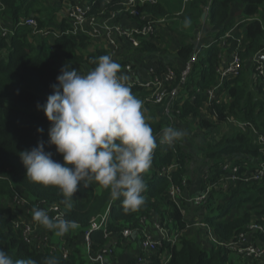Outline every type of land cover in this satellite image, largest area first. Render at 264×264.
Wrapping results in <instances>:
<instances>
[{"label": "trees", "instance_id": "trees-1", "mask_svg": "<svg viewBox=\"0 0 264 264\" xmlns=\"http://www.w3.org/2000/svg\"><path fill=\"white\" fill-rule=\"evenodd\" d=\"M1 1L5 9L0 15L5 22L11 21L15 25L22 17L34 15L40 27H68L67 17L48 12L52 7L55 12L63 8L65 0H50L47 4L43 0ZM101 3L96 1L95 10ZM200 3L206 4L207 0H194V13L186 16L200 18ZM143 8L157 17L169 13L162 3L145 4ZM208 21L214 27L215 37L212 46L200 54L194 65L188 82L189 92L194 91L193 87L205 90L218 83L219 71L223 68L220 57L223 53L227 60L229 54L237 51L244 61L243 69L240 75L225 80L222 90H227L229 99L224 98L220 102L213 100L208 108L210 115L205 112L204 105L208 99L205 94H199L194 101L184 100L181 120L190 119L186 123L188 126L193 127V123L199 125L200 130L204 129L200 133L203 137L194 146H187L183 139L173 146L157 141L151 167L142 174L147 184L142 194L145 203L136 211H125L121 197L113 205L110 229L121 238L114 248V258L120 264H135L138 257L148 259V264H264V258L251 260L236 256L227 247L214 241L210 242L209 247L207 244L204 247L201 238L202 234L207 235V226L219 240L229 242L246 231L248 224L254 221L264 224V180L248 184L238 181L229 190H213L202 206L187 203L184 198L177 202L168 195L173 183L183 191L190 187L183 183L185 177L189 178L191 187L197 184V189L189 195L198 193L199 187L205 185L202 173L209 169L208 181L217 180L224 172L223 164L228 160L236 164H243L242 159L245 158L247 164H251L254 159L264 160V153L255 142L252 131L245 126L232 129L221 138L214 137L222 126L235 124L230 118L251 121L264 132V87L253 79L256 72L254 57L264 52V0H212ZM233 27V37L228 40V46L219 45L217 41ZM40 36L32 27H19L10 40L0 37V98L3 97L5 102L4 105L0 103V249L13 259L31 258L37 264H43L45 258L52 257V254L35 250L15 230L13 218L17 210L11 209L8 203L15 191L32 200L46 199L64 207L61 203L63 197L55 186H43L26 178V168L19 152L31 149L39 140L48 139L50 122L44 112L37 108V104H44L52 93L51 85L58 83L56 77L62 66L68 64L71 69L83 74L95 67L91 62L94 58L107 55L106 49L93 48L92 40L84 34L69 32L59 36ZM194 48L195 40L177 50L182 65ZM139 50L160 56L162 48L144 41ZM131 90L143 102L146 91L137 86L131 87ZM149 107L151 117L146 122L151 125L155 136L170 124V120L159 114L160 107ZM213 111L217 113L216 117L212 115ZM158 114L160 117H157ZM38 128H43V133H39ZM45 150L53 152V158L63 162L62 155L55 152L54 145L46 144ZM176 161L179 166L171 172V178L160 175L164 166ZM110 200L109 190L98 183L94 182L88 188L78 186L73 207L70 210L64 207L66 217L80 223L83 228L88 227L92 217L103 213ZM143 218L158 221L171 229H180L182 235L177 242L163 240L155 252L144 249L141 231ZM199 222L207 226H199ZM125 228H132L136 232L130 237H123ZM257 233L252 238L264 243V233ZM93 239L101 246L106 243L103 231L95 232ZM77 251L80 252L81 248L78 247ZM56 258L59 264H90L85 258L74 255L69 260Z\"/></svg>", "mask_w": 264, "mask_h": 264}, {"label": "built area", "instance_id": "built-area-1", "mask_svg": "<svg viewBox=\"0 0 264 264\" xmlns=\"http://www.w3.org/2000/svg\"><path fill=\"white\" fill-rule=\"evenodd\" d=\"M96 1H102L97 10H95ZM191 1L184 0L185 3ZM156 2L157 0H65L62 16L68 18L67 28L63 29L59 26L57 29L52 26L40 27L39 21L34 15L22 17L15 25L12 23L6 24L0 15V37L10 40L19 27H32L34 32L39 33L42 38L50 34L59 36L69 32L86 35L92 40L93 48L106 49L107 55L112 56L121 65V73L128 76L127 83L130 87L137 86L146 91L147 95L143 100L144 112H151L149 106L160 107L161 112L159 114L168 117L170 120L168 126L174 127L180 122L184 100L194 101L199 94H205L208 98L207 103H205V112L208 114L210 111L208 109L209 105L212 104L213 100L216 99L217 102H220L224 99V95L227 97V90H222L224 82L229 77L240 75L244 61L237 51L229 54L227 60L223 53L220 56L223 68L219 71L218 83L205 90L200 87H193L194 91L190 93L188 82L194 65L199 60L200 54L212 46L213 40L206 42L204 33L200 30L195 36V48L182 67L161 61L159 56L144 57V53L139 48L142 47L145 40L158 34L161 26L167 23L168 17H156L149 11L144 10L143 6L145 4L153 5ZM4 9L5 5L0 0V14ZM128 21L132 22L127 23ZM235 27L228 30L217 41L219 45L228 46V40L233 37ZM132 49L135 50L133 53H131ZM259 53L253 60L256 66L253 79L256 84L264 87V59L258 57ZM159 114L157 117H160ZM213 114H215V117L217 116L215 111L212 112ZM230 121H234L238 127L245 126L249 128L253 133L255 142L260 147V151L264 153V132L260 131L251 121H240L233 118H230ZM162 134L161 130L155 135L157 141H160ZM216 135L217 133L214 134L215 138ZM154 153L155 149L153 155ZM242 162L244 163L236 164L232 160L226 161L222 166L224 172L217 180L208 181L209 169H206L202 173L205 185L199 187L198 193L194 195L190 196L189 193L197 189V184L191 187L188 177L183 179V183L189 185L191 189L189 187L186 191H183L173 183L170 186L168 195L177 202L180 201V198H184L187 203L202 206L213 190H229L232 186H236L238 181L248 184L264 180V160L254 159L251 164H247L245 158L242 159ZM178 166L177 161L164 166L160 175H167L171 178V172ZM242 168H246V170L242 171ZM116 202L117 200L113 201L111 199L103 213L92 217L88 227L83 228L80 223L76 222L78 227L75 230H70L63 237H57L53 231L38 225L33 221L31 214L32 207L38 206L47 210L50 216L62 215L63 218L67 219L66 211L60 204L46 199L32 200L15 191L8 205L11 209L17 210L14 211L16 216L13 218L15 230L21 233L23 239L35 250L50 253L54 257L58 256L65 260H69L74 255L78 258H85L90 264H120L114 258V248L119 244L121 238L118 233L110 229L112 207ZM151 220L148 218L141 220L143 224L141 231L144 236L142 246L144 249L155 252L158 246L163 243V240L177 242L182 235L180 229H171L158 221ZM199 226L207 225L199 222ZM207 227V239L209 238L211 241L227 247L230 253L251 260L264 258V243L252 238L254 233H264V224L258 221L248 224L246 231L229 242L219 240L211 232V228ZM152 228L154 231L151 230ZM98 231L104 232L106 243L103 246L99 243L96 244L93 239V234ZM135 232L132 228H125L122 234L123 237H130ZM96 245L99 247L96 248ZM78 247L81 248L80 252L77 251ZM148 262V259L138 257L135 264H148Z\"/></svg>", "mask_w": 264, "mask_h": 264}, {"label": "clouds", "instance_id": "clouds-1", "mask_svg": "<svg viewBox=\"0 0 264 264\" xmlns=\"http://www.w3.org/2000/svg\"><path fill=\"white\" fill-rule=\"evenodd\" d=\"M183 24L188 28L192 21L185 18ZM91 62L95 67L83 74L68 64L62 66L56 77L58 83L51 85L52 93L44 104H37L50 122L48 139L20 151L19 156L26 178L58 188L63 197L61 203L68 210L73 207L78 186L88 188L95 182L109 190L113 201L122 197L125 211H136L145 203L142 193L147 184L142 174L151 167L157 137L146 122L143 102L132 93L128 76L121 73V65L110 55H101ZM37 131L43 133L44 129ZM162 133L159 142L168 146L186 135L173 126L163 128ZM46 144L55 146L63 162L45 150ZM31 214L34 222L57 237L78 227L75 221L62 215L50 216L38 206L32 207ZM0 264L37 261L13 259L0 249ZM43 264H59V260L47 257Z\"/></svg>", "mask_w": 264, "mask_h": 264}, {"label": "crops", "instance_id": "crops-1", "mask_svg": "<svg viewBox=\"0 0 264 264\" xmlns=\"http://www.w3.org/2000/svg\"><path fill=\"white\" fill-rule=\"evenodd\" d=\"M194 0H192L191 2H189V3H185L184 2V0H157V2L155 3V4H157V3H162L163 4V6H165V8L168 10V15H170L171 13H172V9H174L175 10V12L176 13H178V14H182V15H185L186 16V14H189V13H191V12H193L194 13V6H193V4H192V2H193ZM212 2V0H207V3L206 4H204V3H200V6H201V8H202V14H201V20H199V22L198 23H196V26H195V29H194V31L192 32V36H191V38H188V41L186 42V43H184V44H182L180 47H182L183 45H185V44H187V43H189V42H191V41H194L195 40V38H194V36L201 30V31H204V40L206 41V42H209V41H211V40H213V38L215 37V35H213V36H211L210 35V33H213V31H214V27L213 26H210L209 25V21H208V13H209V8H210V3ZM185 6V7H184ZM188 7H191L192 9L190 10V11H187V9H188ZM177 8V9H176ZM204 12H206L207 14H206V16H205V18H203V13ZM168 15L167 16H165V17H168ZM172 15V14H171ZM155 16V15H154ZM157 17V16H156ZM194 17H196L195 15H194ZM168 19V18H167ZM132 21H128L127 23H131ZM167 26V23L166 24H164V25H162L161 26V28H160V30H159V32H158V34H156V35H154V36H151L150 37V39H148V40H145V41H149V42H151V43H154V44H156V45H158L159 47H161L162 48V51H161V53H160V60L161 61H167V62H173V63H176L175 65H177V66H180V67H182L181 65H182V63H183V61H181V60H179L178 59V56L176 55H174L173 53L171 54V53H169V51L168 50H165V43H164V41L161 39V33H162V29H163V27H166ZM164 30H166V32H168L169 30H171V28L169 27V25H168V29H166V28H164ZM173 34L174 35V33L173 32H170L169 34ZM182 36H180L179 38H178V36H177V38H178V40H182V42H184V40H183V38L185 37V35H183V34H181ZM101 44V43H100ZM180 47H172L173 49L172 50H175L176 48H177V50L180 48ZM135 50L134 49H132V52L131 53H133ZM140 51H142V50H140ZM143 53H144V57H149V56H157V55H154L153 53H149V52H147V51H142ZM171 52V51H170ZM142 53V54H143ZM176 53H177V51H176ZM224 98H227L226 97V95H224ZM229 99V98H228ZM205 106V105H204ZM202 110L204 111V108H202ZM143 112H144V110H143ZM144 114H146V116H147V119H150V117H151V112L150 113H147V112H144ZM146 119V120H147ZM188 121H190V119H187ZM188 121H184V120H181L180 119V122L179 123H177L174 127H176V128H178V129H181V130H183L185 133H187L189 136H191V135H193V134H195L194 136H196L198 133L197 132H204V129H202V130H198V129H196V130H190V129H188V131H187V129H186V123L188 122ZM183 138H185V140L187 139V140H195L196 138H193L192 137V139L191 138H189V137H187L186 135H185V137H183ZM198 139L200 140L201 138L200 137H198ZM201 175V174H200ZM209 242H211V240L208 238L207 239Z\"/></svg>", "mask_w": 264, "mask_h": 264}, {"label": "rangeland", "instance_id": "rangeland-1", "mask_svg": "<svg viewBox=\"0 0 264 264\" xmlns=\"http://www.w3.org/2000/svg\"><path fill=\"white\" fill-rule=\"evenodd\" d=\"M50 0H43V2H45L46 4L49 2ZM185 7V6H184ZM177 9V8H176ZM192 8L191 7H188V9H187V11H190ZM172 11V15L170 14V15H168V19H167V26L166 27H163V29H162V33H161V39L164 41V43H165V50H168L169 51V53H173L175 56L177 55V53H176V51H177V48L175 49V50H172L173 48L172 47H180L182 44H184V43H186L187 41H188V38H191V36H192V32L194 31V29H195V26H196V23H198L199 22V20H201V18H199V17H194V16H185V15H182V14H178V13H176L175 12V10L174 9H172L171 10ZM48 12L50 13V14H54V15H56V14H58V15H63V9L62 8H59L56 12H55V10L53 9V7L52 8H49L48 9ZM56 13V14H55ZM57 16V15H56ZM185 18H190L191 19V21H192V24H191V26L190 27H188V28H185L184 27V24H183V22H184V20H185ZM168 25H169V27L171 28V30H169L168 32H166V30H164V28H166V29H168ZM170 32H173L174 33V35L171 33V34H169ZM201 32H203L204 33V31H201ZM181 34H183V35H185V37L183 38V40H184V42H182V40H178V38L180 37V36H182ZM197 35V34H196ZM195 35V36H196ZM210 35L211 36H213L214 34L213 33H210ZM177 36H178V38H177ZM195 36H194V38H195ZM182 43V44H181ZM171 51V52H170ZM167 62V61H166ZM0 103L1 104H5V102H4V98L2 97V98H0ZM145 115V117H146V119H147V116H146V114H144ZM237 125L236 124H228V125H226V126H222L221 127V130H220V132L219 133H217V135H216V138L215 139H218L219 137H222V136H224L225 135V133H227V132H229V131H231L232 129H237ZM200 128V126L199 125H197L196 123H193V127L192 126H188V125H186V129H187V131H188V129H190V130H196V129H198V130H200L199 129ZM202 130V129H201ZM239 130V129H238ZM198 134H202L203 132H197ZM196 134V133H195ZM195 134H193V135H191V136H189L187 133H186V136L187 137H189V138H191L192 139V137L193 138H196L195 140H185V138H183V140H184V142H185V144L188 146V145H190V146H194V144H198L199 143V141H201V140H199L198 139V137H200V138H202L203 137V135L201 136V134L200 135H197V136H194ZM185 137V136H184ZM208 138H212L211 136H209ZM197 164V163H196ZM202 240L204 241V242H202V244H203V246L204 247H206L207 245H208V247L210 246L209 244H210V242L207 240V237H206V235L205 234H202ZM207 240V241H206ZM207 244V245H206Z\"/></svg>", "mask_w": 264, "mask_h": 264}, {"label": "water", "instance_id": "water-1", "mask_svg": "<svg viewBox=\"0 0 264 264\" xmlns=\"http://www.w3.org/2000/svg\"><path fill=\"white\" fill-rule=\"evenodd\" d=\"M206 14H207L206 12L203 13V18H205ZM258 57L264 59V53H259Z\"/></svg>", "mask_w": 264, "mask_h": 264}]
</instances>
